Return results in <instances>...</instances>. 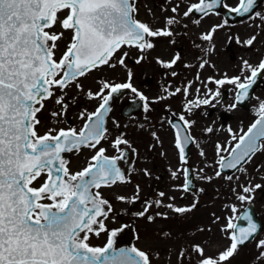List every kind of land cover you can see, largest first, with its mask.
<instances>
[{"label": "snow or ice", "instance_id": "obj_1", "mask_svg": "<svg viewBox=\"0 0 264 264\" xmlns=\"http://www.w3.org/2000/svg\"><path fill=\"white\" fill-rule=\"evenodd\" d=\"M152 2L154 7L143 0H0V264H234L252 244L255 255L248 251L247 264H264V224L256 221L252 209L257 193H264V163H254L258 155H264V101L259 102L258 118L247 132L237 134L229 127L226 131L231 139L215 143V162L205 164L213 174L199 169L200 180H222L228 185L231 200L222 204L226 214L212 213L220 239L205 236L212 233L207 226L195 228L203 239L185 235L201 208L198 193L205 191L193 184L189 145L207 159L192 134L197 121L191 117L204 107L223 106L221 90L226 86H231L233 102L225 111L237 109L264 75V58L256 64L243 59L238 74L232 76L225 72L219 78L212 75L201 80L197 71L195 80L202 88H194L193 81L175 88L167 84L154 99L134 86L135 74L127 63L130 51L136 52L134 62L140 65L158 45H176L178 32L187 30L189 23L201 27L206 19L219 17L220 8L258 21L249 25L245 38L229 37V41L255 49L264 40V13L257 10L260 0ZM142 6L150 20L140 18ZM228 26L225 18L200 32L197 39L206 42L207 48L193 44L205 55L212 54L216 34ZM153 59L174 80L182 75L177 68H192L179 52L167 60ZM199 59L198 70L215 69L208 59ZM105 69L122 71L124 81L101 78L95 90L86 88L85 81ZM125 90L142 102L145 121L154 104L163 102L167 108L178 96L184 101L181 114L177 117L169 109L166 119L173 130L177 157L175 169H166L174 182L169 191L152 187L145 193L150 185L138 180L133 184L140 175L153 185L162 177L153 176L146 166L136 167L139 151L124 130L128 125L110 118L114 98ZM86 102L98 106L89 111L83 106ZM49 104L55 107L49 110ZM77 107L82 109L77 115L83 121L81 127L51 126L41 133L44 112L49 113L47 119L68 125ZM160 119L165 123L164 117ZM136 127L143 130L145 124ZM110 128L118 131L113 134ZM218 131L213 125L203 128L208 136ZM150 135L154 142L146 145L149 151L161 144L157 132ZM84 150L92 153L91 158L82 169L73 171L68 154ZM229 170L232 174L225 175ZM129 186L131 194L115 191ZM170 192H194V196L191 203L182 204ZM124 216L129 220L122 222ZM137 221L153 226L166 222L180 228L155 229V239L163 248H142L136 243L121 246L118 241L129 235L133 241L142 239ZM94 239L103 243H93Z\"/></svg>", "mask_w": 264, "mask_h": 264}, {"label": "rangeland", "instance_id": "obj_2", "mask_svg": "<svg viewBox=\"0 0 264 264\" xmlns=\"http://www.w3.org/2000/svg\"><path fill=\"white\" fill-rule=\"evenodd\" d=\"M229 4H234L235 0H226ZM143 3L148 4L149 6H153L154 4L152 0H143ZM140 18L147 21L150 20L151 17H149L146 14V11L144 7H141L140 11ZM221 16L219 17H212L209 19H206L204 22H202L201 27L193 26L189 23V27L187 30H182L178 32L177 40L178 43L174 46L168 45V44H160L158 45L157 49L151 53V55L148 57L147 61L142 62V64L137 65L135 64L136 59V52L130 51V56L127 61L128 66L132 69L133 73L135 74L134 78V86L143 91L150 99H154L158 94L162 93V86L171 84L173 88L177 86H182V83L184 81H193V87H201L202 85L199 84L195 80L197 71H199L201 80L208 77V75L212 76L215 75L216 77L221 76L222 73H227L229 76H232L234 74L238 73V68L236 66V62H233L231 58L232 54V48L233 45L239 46V66L242 63L243 59L249 60L251 63L256 64L258 60L263 56L262 52L256 51V49H247L243 47L240 44H237L234 40L229 41V37L233 35H238L241 38H245L248 34H234L233 30L229 29L228 27L219 30V32L216 34V37L214 38L215 43V51L210 55H205L203 52L200 51L199 48L191 45L193 41H195L196 44H199L201 48H207L209 45L206 42L199 41L197 37L199 36L200 32L202 30H206L210 25L216 24L220 22ZM185 23H188L185 21ZM185 45V46H184ZM229 48V49H228ZM63 49H61L62 51ZM174 52H179L186 63H189L192 65V68L190 69H182L177 68L178 72H181L182 75L178 77L177 79H172L169 76L164 75V71L160 69V66L157 65L153 59V57L159 56L162 59H169L171 55ZM57 55H60V52L57 53ZM203 56L205 59H208L211 64L217 63V69H213L211 67H206L205 69L198 70L197 65L200 62V57ZM113 79L116 82H123L124 81V74L122 71L117 72H111L107 69H105L103 72L98 73L90 77L87 81H85V86L91 87L93 90H95L98 87L97 80L98 79ZM211 86V85H210ZM228 88H231V86H226ZM201 95H203V90L201 92ZM136 97L134 94L131 95L130 98ZM125 98V97H124ZM123 98V99H124ZM191 98V97H190ZM260 101H264V90H261L258 92V95L254 98L252 101V105L249 110L247 111H240V110H233V113L235 114V119L227 128H231L234 132L237 134H242L244 130L249 126V124L252 122V120L255 118L258 114V105ZM123 102V100H122ZM183 100L178 96L173 100H170L168 102L167 108L164 107L163 102L159 104L153 105V112L150 114L149 119L147 121L144 120V112H140L138 115L133 116L129 118L128 120L123 119L119 114V108H117L114 119L118 121L122 126L128 125L126 129H124L129 137L133 139L134 143L137 142V146L139 147V156L136 158V167L137 168H143L148 167L153 171V176H161L162 180L159 182L158 185H153L151 181H146L145 178L140 175L137 178H134L133 184L137 182V180L142 184H148L150 186L145 187L144 191L145 193H149L152 191V187H156L157 190H165L169 191V185H172L174 182L171 180V177L169 176L168 172L166 171L167 168H173L177 166V157H176V150L173 147V130L170 128L169 125L166 123V119L169 118L168 111L169 109L176 112H182V104ZM223 106L218 105L216 107L217 110L228 106L229 104L222 103ZM86 107L89 111L95 110V108L98 106L97 102H86L83 105ZM49 110L54 108L55 106L52 104H49ZM82 110L81 108L77 107L75 108L71 113V120L68 121V125L61 123H57L55 120L47 119L49 113L46 111L42 115V127H41V133H43L48 127L51 126H72V127H81L83 124V121L79 120L77 118L78 112ZM209 108L204 107L200 110H197V114H195L192 119H195L197 121L196 125L192 129V134L196 137V139L199 141L201 148L204 149V151L207 154V159L199 157L198 151L194 145L192 146L191 151V164L194 166L197 177H199V169L204 168V173L207 175L213 174V169L210 167H205V164H214L215 162V153H214V145L215 143H226L228 142L231 137L230 134L226 131L227 128L222 129L220 128V120L218 118V114H214L212 116L205 117L203 115H200V112H208ZM232 112V111H231ZM161 117L165 118V123H161ZM139 123L145 124V129L141 130V135L136 137L135 131L137 128L136 125ZM207 125H213L214 127L218 128L219 131L216 132L215 135L208 136L203 132V128ZM135 129V130H133ZM113 134H115L118 130L111 129L110 130ZM152 131L157 132V134L161 138V144L157 145L155 148H153L151 151H149L146 147V145L153 143L154 141L151 138L150 133ZM141 143V144H139ZM234 143V142H233ZM107 147V145H104ZM160 153H164V156H161ZM109 154H115L111 150H109ZM92 153L90 151H84L82 154H73L72 156H69V159L71 160V166L72 170H78L82 169L84 166H86L87 161L91 158ZM254 163H264V155H258L256 157V160ZM252 166H249V171H251ZM239 175V174H237ZM255 175V173H253ZM182 182V181H180ZM199 185L201 188L205 189L203 193H199V199L201 208L199 213L197 214L196 218L192 220L191 226L188 227V231L185 234L186 236H192L196 235L197 239H203L204 237H201L198 233H195L196 226H207L209 228H212V233H205V236L209 237L213 241H218L220 239V233L218 231V227L216 225L212 224V213H215L218 216L223 217L226 213L224 209L222 208V204L225 202H229L231 198L227 195L228 192V185L222 181V180H216L212 183H207L205 181H202L198 178ZM179 183V182H176ZM219 189L217 192L216 190ZM116 192H122L125 194H131V186L128 188H119L115 189ZM224 193L223 196L220 194ZM105 194L107 196L110 195L109 192L105 191ZM172 195L177 196V203L182 204H189L191 203L194 194L193 193H183V192H170ZM183 196L184 199L181 201L179 198ZM257 197L260 200V207L259 210H261L262 213H264V193H257ZM261 198V199H260ZM238 203V202H237ZM239 206V205H238ZM117 209H120L122 206L117 203L116 205ZM139 207V205H137ZM243 209V206H241V210ZM129 220L128 216H124L122 222H126ZM137 223L140 225L138 231L141 233L142 239L140 241H134L137 246L142 248H148V247H161L162 244H159L154 236L155 229L157 227H164V228H172L173 230H178L180 226L178 225H169L166 222H163L161 225H145L137 221ZM133 241V240H132ZM93 243L102 244V240H93ZM249 249H245L244 252L240 254V256L237 258L236 261H234V264H247V260L245 259L247 253L249 250H251L252 255H255V245H249ZM215 250V248L213 249ZM166 264V262H165Z\"/></svg>", "mask_w": 264, "mask_h": 264}, {"label": "flooded vegetation", "instance_id": "obj_3", "mask_svg": "<svg viewBox=\"0 0 264 264\" xmlns=\"http://www.w3.org/2000/svg\"><path fill=\"white\" fill-rule=\"evenodd\" d=\"M259 11H261L262 13H264V0L262 2V4L258 7ZM246 21L242 20V21H239L237 24H235L233 27H232V30H233V33L234 34H244V33H247L249 31V25L251 24H255V23H258V21H250L248 19H245ZM255 49L257 50H260V51H263L264 52V40H262L260 43H258L255 47ZM236 53H239V46H235L234 45V48L232 50V54L233 56L236 54ZM234 60L237 62L238 59L237 57L235 56Z\"/></svg>", "mask_w": 264, "mask_h": 264}, {"label": "water", "instance_id": "obj_4", "mask_svg": "<svg viewBox=\"0 0 264 264\" xmlns=\"http://www.w3.org/2000/svg\"><path fill=\"white\" fill-rule=\"evenodd\" d=\"M220 10L222 11V13H223L225 16H228V17L236 16V15H234V14L229 13L226 9H221V8H220ZM128 92H129V90H125L124 93H123L122 95H125V94L128 93ZM122 95H119V96H117V97L114 98V100H113V102H112L113 110H114V107H115V105L117 104V102H118V101L120 100V98L122 97ZM131 104H133V102H132ZM129 107H131V109H132V105H129ZM112 112H113V111H112ZM111 114H112V113H110V118H111ZM109 125H110V123H109ZM226 172H231V171L229 170V171H226ZM118 243H120L121 246H123L124 244H128V245H130V242H129L128 240H123L122 242H121V241H118Z\"/></svg>", "mask_w": 264, "mask_h": 264}]
</instances>
